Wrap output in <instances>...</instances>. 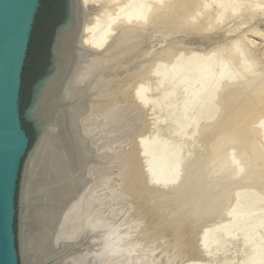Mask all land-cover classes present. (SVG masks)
Wrapping results in <instances>:
<instances>
[{
  "label": "bare ground",
  "instance_id": "obj_1",
  "mask_svg": "<svg viewBox=\"0 0 264 264\" xmlns=\"http://www.w3.org/2000/svg\"><path fill=\"white\" fill-rule=\"evenodd\" d=\"M177 1L200 26L207 20L217 26L230 21L243 8L240 0H72L71 20L54 44V70L41 84L30 111L43 131L23 173V264H210L232 241L238 247L249 246L247 257L238 264H264V235L254 239L260 229L264 230V190L251 192L252 183H248L250 188H235L243 192L236 199L237 190L229 192L236 180L239 184L241 178L264 167V113L256 117L254 132L245 122L228 137L236 113L229 109L226 119L222 115L224 118L218 120L225 102L216 104L221 92L231 96L246 90L263 74L264 61L259 66L262 57L258 60L256 53L253 55V46L262 31L254 27L264 16V0H248L251 5L244 8L252 9H248L246 20L250 33L241 34L233 44L229 41L232 45H227V50L221 44L223 51L192 52L191 56L177 57L169 69L156 71L157 85L164 87L176 79L173 86L178 83L176 87L183 90L177 88L175 92L181 94H176L174 86L161 95L162 100L159 96L153 99L148 96L146 78H138L140 82L134 85L119 81L114 64L118 60L114 56H119L116 36L123 25L144 28L152 15H157L155 11L170 8ZM261 48L259 53L264 57ZM256 66L261 67L260 72ZM256 70L260 76L255 75ZM255 91L247 98L253 110L261 101ZM178 98H184L181 109L186 116L181 117L180 108L177 113L187 122L181 120L186 124L183 133L179 131L183 125H177L179 136L190 129L188 123L194 122L190 127L196 128L190 135L175 137V148H165L167 143H161L164 149L157 148L154 134L160 131V119L164 118L162 106ZM57 106L63 107L65 115L47 127L45 122ZM187 108L189 116H195L191 122L186 120ZM172 113L170 109L168 114ZM156 114H160V122ZM209 125L222 131L218 134L219 129L212 132L213 128H208L212 133L207 142L201 141V129ZM175 131H171L173 136L178 134ZM230 138L245 149L243 159L235 154L239 149L225 150L224 142ZM157 153L164 156L158 159ZM185 199L187 209L181 212L187 216L181 213L186 216L183 218L179 215L185 202H180ZM31 215L37 226L32 230Z\"/></svg>",
  "mask_w": 264,
  "mask_h": 264
},
{
  "label": "rangeland",
  "instance_id": "obj_2",
  "mask_svg": "<svg viewBox=\"0 0 264 264\" xmlns=\"http://www.w3.org/2000/svg\"><path fill=\"white\" fill-rule=\"evenodd\" d=\"M239 1V0H238ZM241 4H242V9H245L244 11H242V9H239L238 11H236V13L235 14H237V15H235V17H230L229 19H230V21H228V19H226V21L224 20V23H222V21L220 22V25H216V24H213L212 23V25H211V23H209L208 22V20H207V22H204L203 24L201 23V26L199 25V23L198 22H193V21H191V17L192 16H190V15H188V12H186V10L184 9V5H183V3L181 4L180 2H176L173 6L171 5V7L170 8H163V9H161V10H157V11H155V12H157V15H156V13H154L153 15H152V17H153V19H151L150 20V23L148 24V25H146L144 28H142L141 27V29H137L135 26L132 28L131 26H129V25H125V27H124V25H123V27H124V29H122L123 27L121 26V28H119L118 29V33H117V36H116V38L118 39H116L118 42H116L115 43V50L117 51V53H119V56H118V54L115 52V54H117V56L115 57L114 56V58H116V59H114L115 61H116V63L114 62V64H115V67H117V69H116V71H117V73H118V79H120L119 81H121L122 79V81L121 82H123L124 80L126 81L127 80V82L129 81V84H131V85H134V84H136V83H138V82H140V80H142V81H144L145 80V78H146V81L148 82L147 84V88L149 89V91L148 90H146V93H148L149 95L148 96H151L153 99L155 98L154 96H159V98H161L163 95L162 94H164V93H168V92H171V88L172 87H176V86H178V83L177 84H175L174 86H173V84L175 83V81H176V79H175V81H174V79H172L173 81H172V83L173 84H170V83H168V85L170 86H168L167 85V83H165V85H163L164 87H160L161 86V84H160V86L159 85H157V82H158V77H155V76H157L159 73H157L156 71H158L160 68L161 69H164V70H167V68L169 69L170 68V66H171V64L173 65V61H175V59H176V61L182 56V58L184 57V56H191L193 53H196L197 51H199V52H197V53H202V52H206V53H210V52H212L214 49H215V51L216 50H220L221 49V51H223V49L224 48H226V50L228 49V47H230V45H232L233 44V42H235V41H233V40H237L238 38L240 39L241 38V36L243 35V34H246V32L247 31H249V32H247V33H250V28L248 27L247 28V24H246V22L248 21V16H249V11H251L252 9H251V7H250V9H249V11H248V9H246L247 7L246 6H250L251 4V1H248L247 0V4L249 3V5H247V4H245V0H243V2H242V0H240L239 1ZM177 3H178V5H180V6H182V8L181 7H179V6H177ZM245 5H244V4ZM176 5V6H175ZM178 7V8H177ZM244 7H246V8H244ZM55 8L57 9V14L55 13L54 15H53V17H51L48 21H47V28H46V32H45V38L43 39V41H44V46H43V51H42V54L43 55H41L42 56V58L41 59H39V63H37V65L35 66V72L31 75V81L34 83V82H36L38 79H40L41 77H43L46 73H47V68H48V66H49V59H50V47H51V43H52V40H53V36H54V32H55V29H56V25L55 26H53V24H54V22H56V21H63L64 19H65V17H66V15H67V8H68V3H67V0H56V3H55ZM172 8V9H171ZM177 9V12L176 11H174V10H176ZM181 8V9H180ZM167 9H170V10H167ZM174 9V10H173ZM178 10H180V11H178ZM184 12H183V11ZM166 11V12H165ZM173 11V12H172ZM159 12V13H158ZM161 12V13H160ZM172 14H171V13ZM175 12V13H174ZM183 12V14H181ZM218 12V10H216V13ZM246 12H248L246 15H245V13ZM162 13H163V16H165V14H167V16H165V17H163L162 16ZM178 14V15H177ZM183 15V16H182ZM156 16H157V18H156ZM172 16V17H171ZM179 18H178V17ZM244 16H246V17H244ZM159 17V18H158ZM161 17V18H160ZM167 17V18H166ZM175 18V19H174ZM177 18V19H176ZM189 18H190V20H189ZM159 19H161L160 21H159ZM172 19H174V20H172ZM182 19V20H181ZM188 19V20H187ZM239 19H241L240 21H239ZM243 19V20H242ZM263 21H262V20ZM247 20V21H246ZM262 22H261V21ZM260 20H259V22H258V24H257V26H256V24H254L253 26H251V28L253 29V27L254 26H256V27H254V28H260V30H262L257 36L258 37H255L254 39H255V42H256V44H254V46L253 47H255V50H253V51H255L254 53H253V55L256 53L257 54V56H256V54H255V57L258 59V60H260L261 58L260 57H262V60H261V64H259V62L257 61V63L259 64V66L260 65H262V61H264L263 60V56H261V50H262V48L261 47H263L264 48V38H263V36H264V16H262L261 18H260ZM152 21V22H151ZM153 21H155L154 23H153ZM177 23H175V22ZM181 21V22H180ZM60 22V23H61ZM189 22V23H188ZM228 22V23H227ZM59 23V24H60ZM174 23L177 25H174ZM222 23V24H221ZM226 23V24H225ZM153 24V25H152ZM180 24V25H179ZM182 24V25H181ZM225 24V25H224ZM209 25V28L208 27H206V26H208ZM210 25H211V27H210ZM223 25V26H222ZM238 25H241V27L240 26H238ZM246 25V26H245ZM57 26H58V24H57ZM128 26L129 27H131L130 29L128 28ZM183 26H184V28H183ZM200 26V27H199ZM214 26H215V28L217 29V27H221V28H218L217 30L214 28ZM228 26V27H227ZM241 28V32H239L238 31V28ZM186 27V28H185ZM196 27V28H195ZM202 27V28H201ZM236 28V30L238 31H236L237 33L235 34V32H233V30H235V28ZM53 28V29H52ZM126 28H128L127 30H126ZM134 28H136V30L134 29ZM231 28V29H230ZM134 29V30H133ZM185 29V30H184ZM186 29H187V31H186ZM223 29V30H222ZM226 29V31H224ZM230 31H229V30ZM247 29V30H246ZM130 30V31H129ZM189 30V31H188ZM194 30V31H193ZM228 30V31H227ZM120 31V32H119ZM214 31V32H213ZM219 31V32H218ZM222 31V32H221ZM224 31V32H223ZM243 31V32H242ZM245 31V32H244ZM228 32H230V33H228ZM233 32V33H232ZM263 32V33H262ZM239 33V34H238ZM262 33V34H261ZM228 34H230V35H228ZM242 34V35H241ZM262 36H261V35ZM224 35L226 36V37H224ZM260 36V37H259ZM237 37V38H236ZM203 38V39H202ZM236 38V39H235ZM229 41H230V43H232V44H230L229 43ZM120 42V43H119ZM263 43V44H262ZM118 44H120V46H118ZM221 44H223V45H221ZM226 44V45H225ZM224 47L223 49H222V47ZM227 45H228V47H227ZM226 46V47H225ZM45 47H46V49H47V51H48V54H46V52H45ZM118 47H119V49H118ZM220 47V48H219ZM118 50H117V49ZM169 48V49H168ZM173 48V49H172ZM258 48H260V49H258ZM199 49H201V50H199ZM171 52H169V51ZM196 50V51H195ZM205 50V51H204ZM210 50V51H209ZM258 50H260V51H258ZM208 51V52H207ZM225 51V50H224ZM190 52V53H189ZM193 52V53H192ZM260 52V53H259ZM168 54V55H167ZM259 55V56H258ZM180 56V57H179ZM177 57H178V59H177ZM182 58H180V59H182ZM185 58V57H184ZM245 59V58H244ZM38 60V59H37ZM117 64V65H116ZM258 64H257V66H258ZM106 65H110V63L108 62V63H106ZM106 65H104L103 67L104 68H108V66H106ZM122 67V70H121V68H119V67ZM124 66V67H123ZM256 66V67H257ZM263 66H264V63H263ZM173 67V66H172ZM259 68H261V67H257V70L259 69ZM160 69V70H161ZM262 69H264V68H262ZM256 70V73H255V75L257 76H260L259 75V73H258V71L260 72L261 71V69L260 70H258L257 71ZM127 73V74H126ZM156 73H157V75H156ZM177 73H179V72H177ZM258 73V74H257ZM261 73H263V74H261ZM260 74H261V78L260 77H256V79H257V81L255 80V82H254V84H252V87H249L248 89H241V90H239V91H237L234 95H231L230 96V94H227L226 92H221L219 95H220V100H219V95L217 96V100H218V103L216 102V104H217V106H220L221 104H224V102H225V104H226V106H225V104L224 105H221V107L222 108H220V109H222V110H219V111H221L219 114H220V116H218L219 118H218V120H220V119H223L226 115V113L228 112V110L229 109H232V110H234L235 111V116H233V121L231 120V123L230 124H232L231 125V127H229L230 128V133H229V135H228V137L230 136H232V133L234 132V128L235 127H241L242 126V124H244L245 122L246 123H249V126L251 127V129L253 130L252 132H254V130L256 129L255 127H254V125H256V117L258 118L259 116H261L263 113H264V95H262V93L264 92V85H263V83H264V70H262V72H260ZM128 75V76H127ZM178 75V74H177ZM180 75H181V73H180ZM132 76V77H131ZM173 76H174V74H173ZM179 76V75H178ZM148 77V78H147ZM140 80H139V79ZM177 78H179V77H177ZM138 79V80H137ZM258 79H260L259 81H260V83H259V81H258ZM132 80V81H131ZM138 81V82H137ZM262 81V82H261ZM130 82H133V84L132 83H130ZM257 84V86H256V84ZM164 84V83H163ZM262 84V85H261ZM166 85H167V87H166ZM172 85V86H171ZM180 85V84H179ZM160 87V88H157V87ZM255 86V87H254ZM174 87V88H175ZM180 87V86H179ZM179 87H176V89H172V91L174 92V93H176L175 91H177V88H178V90L179 89H181V88H179ZM262 87H263V89H262ZM170 89V90H169ZM250 89H251V91H250ZM181 90H183V89H181ZM180 90V91H181ZM254 90H256L255 92H256V95L259 97V99L261 100L260 101V103H259V105L256 107V109L255 110H253V109H251V108H249L250 107V103H249V101H248V97L250 96V94H252V93H254ZM32 88H31V90H30V92L27 94V96H26V100H27V104H26V107L30 104V102H31V98H32ZM148 91V92H147ZM166 91V92H165ZM179 92V91H178ZM177 92V93H178ZM152 93V94H151ZM158 93V94H157ZM173 93V94H174ZM176 93V94H177ZM155 94V95H154ZM157 94V95H156ZM170 94V93H169ZM169 94H168V96H169ZM172 94V95H173ZM176 94H174V95H176ZM178 94H181V93H178ZM224 94V95H223ZM239 94V95H238ZM162 95V96H161ZM173 95V96H174ZM236 95V96H235ZM260 95H262V96H260ZM241 96H242V98H241ZM237 97V98H236ZM240 97V98H239ZM245 97V98H244ZM158 98V100H160ZM225 98V99H224ZM226 98H228L227 100H226ZM244 99V100H243ZM246 99V100H245ZM157 100V99H156ZM157 100V101H158ZM161 100H162V98H161ZM167 100V99H166ZM171 100V99H170ZM170 100L168 101V102H170ZM216 100V101H217ZM183 101H184V98H178L177 100H171V102L170 103H168V105H167V102H165V100H164V102H165V105H167L168 107H170V109L171 110H173V113H177V111L178 110H180L181 109V106L182 105H184V104H182L183 103ZM229 101V102H228ZM185 102V101H184ZM220 102V103H219ZM232 102V103H231ZM238 102V103H237ZM162 103V102H161ZM164 104V103H163ZM173 104V105H172ZM181 104V105H180ZM219 104V105H218ZM244 104V105H243ZM162 105V104H161ZM175 105V106H174ZM242 105H243V107H242ZM164 106V105H163ZM162 106V109H164L165 111H166V109L168 108L167 106V108L164 106L163 107ZM172 106V107H171ZM177 106V107H176ZM241 106V107H240ZM183 107V106H182ZM225 107V108H224ZM235 107H236V109H235ZM238 107H239V109H238ZM180 108V109H179ZM188 108H190V107H188ZM187 108V111L186 112H188V116L190 115V111H188L189 109ZM170 109H168L169 110V112L168 113H170ZM177 109V110H176ZM191 109V108H190ZM193 109V108H192ZM224 109H225V111H224ZM242 109V110H241ZM163 110V111H164ZM167 110V111H168ZM253 110V111H252ZM162 110H161V112H160V114H161V116H162V114H163V117L164 118H162L161 116H160V114H156L155 115V117H156V119H157V117H158V119H159V117H161V122H162V124L160 123V125L159 126H161L160 128H158V129H160V131L159 130H157L158 132H157V134H154V135H156L155 137H157L156 138V140H157V144H159V145H157V144H155V146L158 148V147H161V143H163L164 145L167 143V145H165V148H167V149H169V150H171L175 145H176V142H177V140L175 139V137H177L178 136V138L179 137H181L182 135L183 136H186L187 134L188 135H190L191 133H193L194 132V130H192V128H196V126H193L192 128L190 127L192 124H194V122L192 123L191 121L193 120V117H194V119H195V116L191 113V115H193V116H189V117H187V119L186 120H188V122L190 121L191 123H188V124H190V126H188L187 127V132H186V134L184 133V134H182L181 136H179L181 133V130H182V133H183V131H184V129L183 128H185L186 126V124H182L181 123V120L184 122V120L182 119V118H180V116L178 115V113L181 115V113H182V115H181V117H183V114H185V109H183V111H184V113H183V111H182V109L175 115V114H173L172 113V115L170 114H168V113H165V112H163ZM166 111V112H167ZM192 111H194V110H192ZM230 111V110H229ZM255 111V112H254ZM238 112V113H237ZM239 112H241V113H239ZM259 112H260V114H259ZM243 113V114H242ZM168 116H167V115ZM159 115V116H158ZM222 115H224V117H222ZM248 115V116H247ZM254 115V116H253ZM264 115V114H263ZM179 118H178V117ZM186 116V114L184 115V117ZM154 117V116H153ZM220 117H222V118H220ZM167 118V119H166ZM189 118H191V119H189ZM255 118V119H254ZM157 119V120H158ZM224 119H226V117L224 118ZM227 119H228V117H227ZM160 120H158L159 122H160ZM166 120V121H165ZM217 120V121H218ZM177 121V122H176ZM169 122V123H168ZM186 122V121H185ZM184 122V123H185ZM187 123V122H186ZM253 123H254V125H253ZM169 124V125H168ZM180 124H182L183 126L181 127V125ZM172 125V126H171ZM181 127L180 128V130L178 129L179 127ZM216 127L215 129H214V127ZM173 127H175V128H173ZM166 128V129H165ZM172 128V129H171ZM208 128H210V130L213 132V130L215 131V130H220V128L219 127H217V126H215V125H212V127L209 125L208 127H206V128H203V129H201V132H202V134H201V141L203 140V141H206L207 142V140H208V135H210L212 132L211 131H209L208 130ZM174 129V131L175 130H177V133L178 134H176V136H173V135H175V132H171L172 130ZM180 132H179V131ZM197 130V129H196ZM206 133V132H208V134H206L204 137L202 136L203 135V131ZM206 130V131H205ZM185 131H186V128H185ZM222 131V128H221V130L220 131H218V134L220 133ZM171 133V134H170ZM173 133V134H172ZM256 133V132H255ZM159 134V135H158ZM169 134V135H168ZM164 136H165V138H164ZM154 137V138H155ZM203 137V138H202ZM153 138V139H154ZM159 138V139H158ZM164 138V139H163ZM33 139L35 140V133H34V136H33ZM206 139V140H205ZM161 140H163V142L161 141ZM230 140V141H229ZM229 140H227L226 142H224L225 144H224V147H225V150L227 151L228 150V148H229V151H231V150H233L234 152H236V150L238 151V149H239V151L237 152V153H235V154H238V157H241L242 159H243V156L245 157L246 155H245V149L243 150L242 149V146H239V144L237 145V144H235L234 143V141H231L232 139L230 138ZM154 141H155V139H154ZM161 141V142H160ZM166 141V142H165ZM175 141V142H174ZM200 141V142H201ZM199 142V143H200ZM206 142L204 143V145H202V143L203 142H201L200 144L202 145V146H205V144H206ZM174 143V144H173ZM162 144V147L161 148H163L164 149V145ZM228 144V145H227ZM208 145V143L206 144V146ZM199 147H200V145H199ZM208 147V146H207ZM175 148V147H174ZM203 148H205V147H203ZM203 148H201V149H203ZM233 148H235V149H233ZM237 148V149H236ZM263 148V147H262ZM261 148V149H262ZM167 149H165V150H167ZM156 150H159V149H156ZM155 150V151H156ZM164 150V151H165ZM262 150H264V148L262 149ZM163 152V150H161L160 149V153L162 154V152ZM229 151H227V152H229ZM159 152V151H158ZM167 152H169V151H167ZM240 152V153H239ZM244 154H242V153ZM160 153H157L158 154V159L160 158L159 157V155L161 156V154ZM164 153V152H163ZM165 154H166V152H165ZM242 156H241V155ZM240 155V156H239ZM162 156H164V154L162 155ZM161 156V157H162ZM237 156V155H236ZM156 157H157V155H156ZM199 168V166H196L195 168H196V170ZM195 170V171H196ZM264 176V167H262L261 168V170L260 171H255L253 174H252V176L251 175H247V176H244L243 178H241L240 179V185L239 184H237L239 181L238 180H236V182L237 183H235V184H233V186H232V184H231V187L232 188H230L229 189V192H231V190L233 189V190H237V189H235L236 187H238L239 189H245V188H250L251 186V188L253 189L251 192H255V191H258V192H262V191H260V190H264V183L263 182H261V181H264V177H262V175ZM249 176V177H248ZM251 176V177H250ZM259 177V178H258ZM246 178H253V179H246ZM255 178V179H254ZM257 178V179H256ZM263 178V179H262ZM247 182H246V181ZM242 182V183H241ZM260 182V183H259ZM244 183V184H243ZM248 183H252V185L250 186ZM255 183V184H254ZM237 184V185H236ZM246 184V185H245ZM256 186V190H254L255 189V187H254V185ZM260 186H259V185ZM263 184V185H262ZM250 187H249V186ZM243 186H246V187H243ZM254 187V188H253ZM260 190H259V189ZM239 190H237L236 192L235 191H233V192H231V193H236V195H235V199L239 196V195H241L243 192H238ZM262 193H264V191L262 192ZM230 195V193L228 194V196ZM227 196V197H228ZM233 198H234V196H232ZM231 197V198H232ZM183 200V199H182ZM181 200V205H183L182 204V202L184 203L185 201L186 202H188V199H185L184 201H182ZM186 202L184 203V205L183 206H185V207H181L180 208V215H179V217H183V218H185L186 216H187V213L185 214L184 212H181V211H186V209H187V206L185 205L186 204ZM21 205H20V208H19V219H21V216H22V213H24V212H26V210L25 209H22V207H24V206H22V202L20 203ZM22 206V207H21ZM180 207V206H179ZM222 207V206H221ZM220 207V208H221ZM184 209V210H181V209ZM216 209H217V207H216ZM216 211V210H215ZM181 213H183L184 215H186V216H184V215H182L181 216ZM181 219V218H180ZM222 219V218H221ZM220 219V220H221ZM182 220V219H181ZM219 221V220H218ZM198 226H201V225H198ZM197 226V227H198ZM200 228V227H199ZM198 230V229H197ZM263 231L264 230H262V229H260L259 230V232H258V234L255 236L256 238H254L256 241H257V239L259 240V238H261L263 235H264V233H263ZM263 234V235H262ZM233 242V241H232ZM227 243V245L226 246H224L223 248V251H224V253H223V255H219V257H216V260L215 259H212L211 260V263L210 264H238L239 262H241V261H244V259L247 257V254H248V251H249V249H248V245H246V244H243V246H245V247H243L242 248V246L241 247H238L236 244H235V242H233V243ZM248 244V243H247ZM250 245V244H249ZM20 247H21V238H20ZM226 247V248H225ZM237 247V248H236ZM198 248V247H197ZM196 248V249H197ZM226 249V250H225ZM198 250H200L199 248H198ZM197 250V251H198ZM196 251V252H197ZM21 252V251H20ZM199 252V251H198ZM199 254H200V252H199ZM201 258V257H200ZM219 258V259H218ZM202 259V258H201ZM200 259V260H201ZM21 260H22V262H23V256H22V253H21ZM202 262H204V261H202ZM209 263V262H208ZM204 264H207V262H204Z\"/></svg>",
  "mask_w": 264,
  "mask_h": 264
},
{
  "label": "water",
  "instance_id": "obj_3",
  "mask_svg": "<svg viewBox=\"0 0 264 264\" xmlns=\"http://www.w3.org/2000/svg\"><path fill=\"white\" fill-rule=\"evenodd\" d=\"M41 3V0H0V264H23L19 219L23 173L43 131L30 111L41 84L54 70L57 35L72 16V0H67V15L54 32L47 73L32 84L31 102L22 113V74ZM60 115L64 117V109L57 106L53 116L45 122L47 127L60 120ZM23 119L31 123L35 140L24 128ZM30 218L32 230L36 223L34 216Z\"/></svg>",
  "mask_w": 264,
  "mask_h": 264
},
{
  "label": "trees",
  "instance_id": "obj_4",
  "mask_svg": "<svg viewBox=\"0 0 264 264\" xmlns=\"http://www.w3.org/2000/svg\"><path fill=\"white\" fill-rule=\"evenodd\" d=\"M41 6L36 16L32 38L29 45L28 55L26 59V64L23 69L22 74V91H21V110L22 113L26 108L27 100L26 96L32 88L33 82L31 81V75L35 72V66L39 63V59L42 58L41 55L43 51L45 32L47 28V21L57 14V9L55 8L56 0H41ZM61 21L54 22L53 26L59 24ZM53 29V28H52ZM45 52L48 54V51L45 47ZM38 59V60H37ZM24 128L27 130L31 136H34V129L31 123H28L23 119Z\"/></svg>",
  "mask_w": 264,
  "mask_h": 264
}]
</instances>
